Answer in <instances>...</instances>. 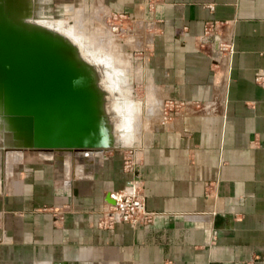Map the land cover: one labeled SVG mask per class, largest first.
<instances>
[{
	"label": "crops",
	"instance_id": "obj_1",
	"mask_svg": "<svg viewBox=\"0 0 264 264\" xmlns=\"http://www.w3.org/2000/svg\"><path fill=\"white\" fill-rule=\"evenodd\" d=\"M74 1L134 16L159 115L130 148L154 216L98 224L127 148L30 156L0 186V264H264V0ZM166 99L185 104L163 120Z\"/></svg>",
	"mask_w": 264,
	"mask_h": 264
},
{
	"label": "rangeland",
	"instance_id": "obj_2",
	"mask_svg": "<svg viewBox=\"0 0 264 264\" xmlns=\"http://www.w3.org/2000/svg\"><path fill=\"white\" fill-rule=\"evenodd\" d=\"M34 1L35 9H33V0H23V6L17 10L20 7L19 1L0 0V17L3 14L5 16V11L13 6L17 16L14 14L10 23L20 24L25 32L30 30L37 32L38 30L43 35H48V40H51L49 42L53 46H65L69 51L77 53L81 58H78L79 65L85 69L87 66L90 68L94 83L98 86L96 91L102 94L99 100L104 116H102V121L96 120V129L97 132L102 131L104 141L115 142L109 145L113 147L106 149L119 148L115 147L116 145H122L119 149L131 147H126V145H132V147L138 145L137 140L141 133L155 125L153 119L159 115V109L157 108L154 112L152 108L153 101H157L153 89L146 81L137 82L140 78L138 79L135 75V70L140 67L139 60H137L138 54L136 50H133L135 46L129 44L134 38L133 30L136 27L132 28V31L114 32L109 23L117 21L116 18H110V20L106 18L103 11H98L97 5L84 7L74 0ZM28 10L35 15L48 16L49 19L55 21L52 23L55 29L51 25L46 26L45 21L43 23L34 21ZM124 24L122 25L126 26L127 21H124ZM3 88L6 90L5 85L0 82V178L3 179L4 185L12 179L15 166L23 159L30 156L48 158L51 154H64L68 151L40 149L30 141H25L26 144L18 143L15 137H26L31 131L27 128V118L16 115L10 109L11 105ZM9 113L13 115H8ZM13 119H19L21 122ZM104 121L106 123H102Z\"/></svg>",
	"mask_w": 264,
	"mask_h": 264
},
{
	"label": "water",
	"instance_id": "obj_3",
	"mask_svg": "<svg viewBox=\"0 0 264 264\" xmlns=\"http://www.w3.org/2000/svg\"><path fill=\"white\" fill-rule=\"evenodd\" d=\"M34 36L0 17V82L12 110L26 114L31 131L26 137L14 136L18 143L30 141L40 149L68 151L113 147L96 129V120L102 121L104 113L90 68L74 64L67 56L68 62L59 61Z\"/></svg>",
	"mask_w": 264,
	"mask_h": 264
},
{
	"label": "built area",
	"instance_id": "obj_4",
	"mask_svg": "<svg viewBox=\"0 0 264 264\" xmlns=\"http://www.w3.org/2000/svg\"><path fill=\"white\" fill-rule=\"evenodd\" d=\"M157 1L158 0H146L150 8L154 7ZM105 15L109 20L110 18H116L117 21L109 23L114 32H118L119 30L123 32L125 30L132 31V28L136 27L134 16H132L131 13L109 11L105 13ZM124 21H127L126 26H123L125 25ZM129 26H131V28ZM216 29L217 21L208 20L204 25L205 34H214ZM219 48L228 50L230 49V45L226 42H220ZM255 78L263 83L264 75L258 72ZM184 104L185 102L183 101L173 99L164 100L162 119L164 120L171 117L172 114ZM127 149L129 150H127L123 157V169L127 173V177L123 187L110 193L114 202L110 204L109 209L104 212L98 222V224L103 227H111L117 222H125L132 227L144 226L150 223L154 216V211L147 207L143 187L138 176L139 157L137 151L132 150V148Z\"/></svg>",
	"mask_w": 264,
	"mask_h": 264
},
{
	"label": "bare ground",
	"instance_id": "obj_5",
	"mask_svg": "<svg viewBox=\"0 0 264 264\" xmlns=\"http://www.w3.org/2000/svg\"><path fill=\"white\" fill-rule=\"evenodd\" d=\"M17 1H19V4H20V7L17 9V10H20L21 9V7L23 6L22 5V3H23V0H17ZM5 9V8H4ZM29 11V13H30V15H31V17H32V19L34 20V21H38V22H41V23H43V21H45V25L46 26H49V25H51V26H53V24L52 23H55V21H53V20H51V19H49V17L48 16H46V15H39V14H37V15H35V14H32V11L31 10H28ZM6 12V15H5V18H6V20H7V22H9L10 23V19L11 18H14V14L16 15V10L14 9V7L12 6L11 8H10V11H5ZM41 13V12H40ZM17 16V15H16ZM2 17H4V16H2ZM9 19V20H8ZM18 19V18H17ZM47 20V21H46ZM60 21H62V20H60ZM15 22V21H14ZM18 22H19V20H18ZM57 22H59V21H57ZM22 23V22H21ZM12 24V23H11ZM13 26H15V27H17L18 29H21L22 30V27L23 26H20V24H18V25H14V24H12ZM60 25V24H59ZM57 26H58V24H57ZM57 26H56V29H58L57 28ZM25 27V26H24ZM42 27V26H41ZM39 28H40V26H39ZM53 28H54V26H53ZM52 28V29H53ZM111 29H112V27H110ZM55 29V28H54ZM43 30V29H42ZM31 31V30H30ZM29 31V32H30ZM33 31V30H32ZM31 31V33H33V34H35V35H37V36H34L33 38L36 40V41H42L43 43H44V45L45 46H47L48 48H50V49H52V51H53V53L56 55V58H58L59 59V61H65V62H67V59L65 58V56H67L69 59H71V61H74V63L76 64V65H79L80 63H79V61H78V58H80L79 56H78V54L77 53H75V52H71V51H69L68 50V48H65V46H53V44H51L50 42H51V40H48V35H43L42 33H40L38 30H37V32H32ZM73 31V30H72ZM58 32V31H57ZM64 32V31H63ZM68 32V31H67ZM58 33H60V32H58ZM55 34V33H54ZM61 34V33H60ZM69 36V35H68ZM58 38H59V36H58ZM50 39V38H49ZM50 41V42H49ZM57 41V40H56ZM53 42H55V41H53ZM52 42V43H53ZM72 42V41H71ZM57 44V43H56ZM70 44V43H69ZM55 45V44H54ZM81 59V58H80ZM87 73V72H86ZM135 79L137 80V78L135 77ZM137 82H140L139 80H137ZM4 90H5V88H3ZM129 90H130V87H129ZM3 93V92H2ZM5 94V93H4ZM4 96V95H3ZM7 96V95H6ZM137 103H140V102H137ZM8 104V103H7ZM9 107V106H8ZM10 109H12V108H10ZM13 111V113L15 112L14 110H12ZM163 111V110H162ZM5 113L7 114L8 113V109H7V111H5ZM13 113L12 114H8V115H13ZM16 113V115H21V116H24V117H27L26 116V114L25 113H21V111H19V112H15ZM13 120H15V119H13ZM19 122H21L19 119H17ZM17 120H15V121H17ZM20 140H18V142H19ZM140 141V140H139ZM138 141V142H139ZM107 143L109 142V144L110 145H112V144H114L115 142H113V141H106ZM64 151H68V150H64ZM70 151H74L73 149H71ZM80 151V150H79ZM2 181H3V179L2 178H0V186H1V183H2Z\"/></svg>",
	"mask_w": 264,
	"mask_h": 264
}]
</instances>
